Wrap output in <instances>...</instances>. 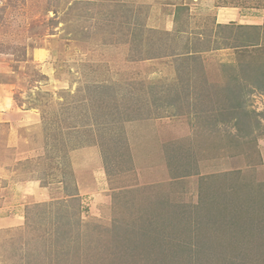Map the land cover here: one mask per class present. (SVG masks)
<instances>
[{
  "label": "rangeland",
  "instance_id": "rangeland-1",
  "mask_svg": "<svg viewBox=\"0 0 264 264\" xmlns=\"http://www.w3.org/2000/svg\"><path fill=\"white\" fill-rule=\"evenodd\" d=\"M1 118L0 264H264V0H0Z\"/></svg>",
  "mask_w": 264,
  "mask_h": 264
},
{
  "label": "crops",
  "instance_id": "crops-1",
  "mask_svg": "<svg viewBox=\"0 0 264 264\" xmlns=\"http://www.w3.org/2000/svg\"><path fill=\"white\" fill-rule=\"evenodd\" d=\"M224 12H226V11L225 10L224 11L223 10H218V13H217V20H218L217 22L218 23H223V21L221 19L222 18L221 16L226 17L225 16L226 14H224ZM4 121H2V118H1L0 119V125H1V123H4ZM11 127H13V125H11ZM0 137H1V135H0ZM2 139L3 140H6L7 138L3 137V138L0 139V141H2ZM0 151L5 152V151H3L2 148L0 149ZM39 188H40V190L42 189L41 192H43L44 189H45V191L48 190V192H50L47 187L41 186ZM83 189H84V187H83ZM12 190H15V189L13 188ZM39 192L36 191V193L34 195H32V196L24 195L23 199L26 198L28 200L29 199L33 200V199H35V197H40L42 199L41 202H46V201H48V200L51 199L50 193L47 192L44 195H39ZM8 201H10V200L7 199V198L5 200H3V202H5V203L8 202ZM27 202H29V201H27ZM1 203L2 202L0 201V204ZM0 210H2V209L0 208ZM10 213H13V212H10ZM19 213L20 214H14V213L13 214H10V216H7V217H0V231L7 230V229H12V228H16L17 226L22 225L23 224V218L21 216V210L19 211Z\"/></svg>",
  "mask_w": 264,
  "mask_h": 264
},
{
  "label": "trees",
  "instance_id": "trees-1",
  "mask_svg": "<svg viewBox=\"0 0 264 264\" xmlns=\"http://www.w3.org/2000/svg\"><path fill=\"white\" fill-rule=\"evenodd\" d=\"M179 8H181V7H179ZM219 27H221V26H223V25H220V24H217ZM47 205V204H46ZM48 210H52L53 208H52V206L51 205H47V206H45Z\"/></svg>",
  "mask_w": 264,
  "mask_h": 264
}]
</instances>
